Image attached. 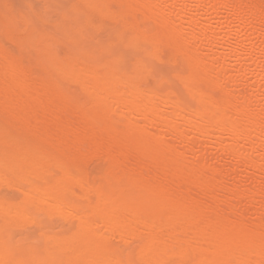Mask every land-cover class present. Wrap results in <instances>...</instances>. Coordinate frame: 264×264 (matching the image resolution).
I'll return each mask as SVG.
<instances>
[{
  "label": "bare ground",
  "instance_id": "1",
  "mask_svg": "<svg viewBox=\"0 0 264 264\" xmlns=\"http://www.w3.org/2000/svg\"><path fill=\"white\" fill-rule=\"evenodd\" d=\"M0 264H264V0H0Z\"/></svg>",
  "mask_w": 264,
  "mask_h": 264
},
{
  "label": "rangeland",
  "instance_id": "2",
  "mask_svg": "<svg viewBox=\"0 0 264 264\" xmlns=\"http://www.w3.org/2000/svg\"><path fill=\"white\" fill-rule=\"evenodd\" d=\"M93 21L95 24H99L103 27H113L116 24V21L109 17H100V16H93ZM117 246H121L120 243H115Z\"/></svg>",
  "mask_w": 264,
  "mask_h": 264
}]
</instances>
